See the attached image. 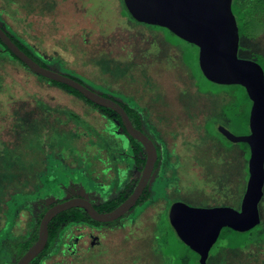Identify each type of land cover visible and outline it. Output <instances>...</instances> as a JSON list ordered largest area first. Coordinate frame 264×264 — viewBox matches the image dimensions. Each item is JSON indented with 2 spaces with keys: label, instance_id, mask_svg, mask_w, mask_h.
<instances>
[{
  "label": "rangeland",
  "instance_id": "obj_1",
  "mask_svg": "<svg viewBox=\"0 0 264 264\" xmlns=\"http://www.w3.org/2000/svg\"><path fill=\"white\" fill-rule=\"evenodd\" d=\"M126 9L124 0H0L5 31L48 68L126 106L160 148L161 171L136 208L95 229L78 230L77 252L64 261L59 242L49 256L52 264H203L173 231L170 210L183 202L240 209L250 156L222 132L230 92L204 75L200 49L164 27L135 21ZM2 50L1 236L8 231L21 237L59 192L97 202L119 191L129 179L132 157L130 138L110 112L39 77ZM256 54L264 55V30L240 40V57L255 60ZM232 132L244 134L241 128ZM133 171L137 177L139 170ZM259 208L262 221L253 243L234 250L220 239L206 264H264V196ZM177 212L171 213L179 217ZM15 251L5 246V264L18 258Z\"/></svg>",
  "mask_w": 264,
  "mask_h": 264
},
{
  "label": "water",
  "instance_id": "obj_2",
  "mask_svg": "<svg viewBox=\"0 0 264 264\" xmlns=\"http://www.w3.org/2000/svg\"><path fill=\"white\" fill-rule=\"evenodd\" d=\"M130 14L137 21L171 30L200 49V66L212 82L244 86L253 101L250 133L237 135L228 128L222 132L233 142H246L251 154L249 178L240 209L230 206L195 207L177 203L173 211L179 215L176 230L182 240L207 260L224 227L247 232L262 221L259 203L264 196V69L256 60L239 56L240 32L232 9L233 0H125ZM0 40L32 71L46 78L67 84L95 104L110 108L121 116L127 132L144 147L146 162L134 190L111 211L101 212L89 200L72 197L49 207L44 213L36 242L20 257L17 264H29L45 249L49 224L60 213L73 207L83 208L99 222L114 221L128 213L139 201L151 178L158 150L155 142L137 128L119 102L87 87L80 81L41 65L22 50L0 26Z\"/></svg>",
  "mask_w": 264,
  "mask_h": 264
},
{
  "label": "trees",
  "instance_id": "obj_3",
  "mask_svg": "<svg viewBox=\"0 0 264 264\" xmlns=\"http://www.w3.org/2000/svg\"><path fill=\"white\" fill-rule=\"evenodd\" d=\"M125 3H126V1H125ZM232 9H233V12L236 16L237 23L239 26L240 40L243 37L255 38L264 30V0H235L232 3ZM126 11H127L128 15L131 18H133V16L130 14L129 10L126 9ZM133 19L135 20V18H133ZM169 31L171 33H173L171 30H169ZM8 35L29 56H31L34 60L39 62L41 65L47 67L46 65H44L40 62L39 58L33 56L30 53L29 48L24 46L19 40L14 38L10 33H8ZM171 43H173V42H171ZM0 46L4 49V51L2 50L3 52L6 51V53H8L11 57L17 59L25 67L30 69L25 63H23L21 60H19L7 48V46L1 40H0ZM195 46H197V45H195ZM256 57H257V59H255V60L257 62H259L264 69V55L263 54H256ZM66 75L70 76V77H72V78H74V79H76V80H78L84 84V82L81 81V79H78L77 77H74V76H71L68 74H66ZM38 76L46 79L47 81L51 82L53 85L63 87L66 90H68L69 92H71L72 94L78 95L79 97L83 98L85 101H87L88 103H90L94 107L101 108L104 112H110L112 114L113 118L115 117L119 121V124L121 125V128H122V132L126 133L130 138V147L131 148L129 149V152H130L129 154L132 157L131 158L132 159V161H131L132 162V164H131L132 168L134 167V169H137L139 171H141L143 169V166L146 162V152L144 150V147L138 140L134 139L127 132L120 115H118L115 111H113L110 108L102 107V106L95 104L91 100L87 99L81 92H79L78 90L72 88L71 86H69L67 84L57 82L55 80L46 78V77L39 75V74H38ZM224 86H227L229 89V92H230V95L228 96L227 108L224 109V117L228 122V126H227L228 129L233 131L234 128H237V129L241 128V133H244V134L249 133L250 132V114H251L253 101L249 97L248 92L244 86H242L240 84H232V85H224ZM103 95L106 97H109L108 95H105V94H103ZM109 98H112V97H109ZM122 106H124V105H122ZM124 108L128 112V114H129L130 118L132 119L134 125L137 128L141 129L139 127V125L136 123L137 121H135L133 119V117H132L131 113L129 112V110L127 109V107L124 106ZM113 118L112 119L110 118V119L113 120ZM138 118L139 117L137 116V119ZM227 127H225V128H227ZM240 144H241L243 153L245 155H247V157H249L251 154L249 144L246 142H241ZM156 147L158 150V159H159V157H161L160 156L161 155L160 154V148L157 144H156ZM140 151H143L142 157L139 156ZM158 162L159 161L157 160L156 166H159ZM130 170H131V168L127 169L129 179L125 181V183L123 184L122 188L119 191H117L116 193H113L112 195H110L109 197H106L104 199H103V197H101L100 199H97V202L92 201L93 204L95 205V207L99 211L106 212V211L113 210L115 207H117L119 204H121L130 195V193L133 190V187L137 184L138 178L140 177V174H138L139 176H137V177H131V173L129 172ZM144 194H146V190L144 191ZM69 195H71V194H69ZM58 196L59 197H58L57 201H59V202L64 201L66 199H69V198H64V196L61 197L60 192H59ZM66 196H68V195H66ZM142 198L143 197L141 196L139 200H141ZM138 202H140V201H138ZM136 207H137V204H136ZM172 211H173V208L170 210V213H169L171 221H172L171 222L172 223V229H173V231H175L177 233L175 223H177L178 217L174 216L171 213ZM41 218H42V215H40L37 219V226H36V231H35L36 233L34 234V237H32L31 241L30 242L28 241L29 243L25 242V241H19V242H15V243H13V242L10 243L9 241L6 242V246L9 248L10 252H12L13 250H16L15 254L18 253V257H19L20 255H22L26 251L28 245L31 244L37 238ZM53 223L56 224V226L54 228H52ZM64 223L67 224V226L63 227ZM80 224H90L92 226H98L100 224H103V222H99V221L92 219L83 208L73 207L69 210H66V211L58 214L52 220V222L49 225L50 236H49L48 244L46 245V248L44 249L42 254H40L38 256V258H36V260H34L33 264H35L41 256H45V255L48 256L50 254L51 250L54 248L56 243L59 242L58 240H61V236H62L63 232L65 231L66 227H68L70 225L72 226V225H80ZM258 226L259 225H257L256 227H254L253 229H251L247 232H238V231H235L229 227H224L221 231V234H220L218 240H220V239L229 240L230 243L227 244L229 249H234V250L235 249H244L253 243L254 238H255L254 232L257 231L256 229L258 228ZM257 244H259V243H257ZM186 247L188 250H190L195 255H197V257L199 259L201 258L198 253L192 251L191 248H189L188 246H186ZM59 249L60 248L57 249L56 254L59 253ZM201 260L203 261V264H206V260H203V259H201ZM54 262L56 264H60L59 261L56 262L54 260ZM7 264H15V262L14 263L10 262ZM37 264H39V262Z\"/></svg>",
  "mask_w": 264,
  "mask_h": 264
},
{
  "label": "flooded vegetation",
  "instance_id": "obj_4",
  "mask_svg": "<svg viewBox=\"0 0 264 264\" xmlns=\"http://www.w3.org/2000/svg\"><path fill=\"white\" fill-rule=\"evenodd\" d=\"M235 0H233V2H234ZM164 39H165V37H164ZM165 42L168 44H170L171 46H173V47H176V45L175 44H173V43H171V42H168L167 41V39H165ZM144 132V131H143ZM250 133V132H249ZM150 137V136H149ZM151 138V137H150ZM152 139V138H151ZM119 140V139H118ZM153 140V139H152ZM120 142H121V140H119ZM131 148V147H130ZM145 150V149H144ZM161 156V155H160ZM161 160V157H159V159H158V161H160ZM157 162V161H156ZM103 164V163H102ZM104 165V164H103ZM145 165V164H144ZM104 168H103V171L106 169V166L104 165L103 166ZM144 167V166H143ZM134 168V167H133ZM133 168H132V166H131V170L129 171L130 173H131V177H133V174H134V171H133ZM161 164L159 165V166H156V164H155V167H154V170H153V172H152V175H151V178L154 176V173L156 172V171H158V172H160L161 170ZM143 170V169H142ZM142 170L141 171H139V173L138 174H140V176H141V173H142ZM104 173V172H103ZM137 174V176H139ZM140 178V177H139ZM139 178H138V180H139ZM150 178V179H151ZM150 181V180H149ZM138 183V182H137ZM149 183V182H148ZM136 186V185H135ZM135 186L133 187V190H134V188H135ZM146 189V188H145ZM132 190V191H133ZM145 191V190H144ZM132 193V192H131ZM48 197H52V195L51 196H49V195H47L45 198H48ZM75 197H77V196H75ZM72 198V197H71ZM41 199H43V198H39V199H37V200H41ZM58 199V198H57ZM57 199H56V201H55V203L54 204H56V203H58L59 201H57ZM92 202V201H91ZM93 203V202H92ZM53 203L52 204H50L49 206H47V208H45V210L42 212V217H43V214L45 213V211L49 208V207H51V206H53L54 205ZM137 204H138V202H137ZM42 206V205H41ZM95 206V205H94ZM215 206H220V205H215ZM135 208H136V205L134 206ZM133 207V208H134ZM213 207V206H212ZM35 208V207H34ZM34 208H32L31 210H30V212L33 210L34 211ZM132 210V209H131ZM18 216H19V214H17V216H15V220H13V222H12V225H11V227H10V229L17 223V218H18ZM29 216H31V219H30V222L33 224V220H32V218H33V214L32 215H29ZM42 219V218H41ZM36 221V220H35ZM52 222V221H51ZM4 224H5V220L4 219H2V218H0V264H5V259H4V254H5V246H6V240L7 241H9L10 243H15V242H18V241H14L15 239H20L19 241H25V242H30L31 241V239H32V237H34V234L36 233L35 231H36V226H37V221H36V223L34 224V227L32 228V229H30V230H28V227H27V229H26V233L24 234V235H22L21 237L20 236H18V237H16V235H14L13 237L11 236V235H8V233L7 232H5V233H3V236H1V233H2V231L5 229V226H4ZM50 225V224H49ZM86 225H88V226H90V227H93V229H95L94 228V226H92V225H90V224H80V225H72L71 227H67L66 229L67 230H65L64 231V233H65V236H68L67 238H65V239H62V236H61V240L59 241V244H60V246L61 247H63L62 249H61V251H60V258H61V260L63 259V261L65 260V258H66V256L68 255V254H75L77 251H76V247H77V245H78V243H80L79 242V239H80V237L81 236H77V233H78V230H83V229H85L86 228ZM94 231V230H93ZM93 231H91V232H89L88 230H87V232H89V233H91L92 234V232ZM69 232V233H68ZM12 234V233H11ZM8 235V237L9 238H7L6 239V236ZM38 235H39V229H38ZM38 235H37V238L31 243V244H29L28 245V247H27V249H26V251L29 249V247L31 246V245H33L35 242H36V240L38 239ZM49 236H50V232H49ZM48 241H49V238H48ZM48 241H47V244H48ZM28 242V243H29ZM46 244V245H47ZM45 248H46V246H45ZM76 248V249H75ZM25 251V252H26ZM44 251V250H43ZM42 251V252H43ZM24 252V253H25ZM63 252V253H62ZM23 253V254H24ZM22 254V255H23ZM42 254V253H41ZM22 255H20L14 262H15V264H17V262H18V260L20 259V257L22 256ZM36 258H38V257H36ZM36 258L35 259H33V261H31L29 264H33V262H34V260H36ZM51 260H52V256H41L38 260H37V262L35 263V264H37L38 262H39V264H52L53 262H51ZM14 262H12V263H14Z\"/></svg>",
  "mask_w": 264,
  "mask_h": 264
}]
</instances>
